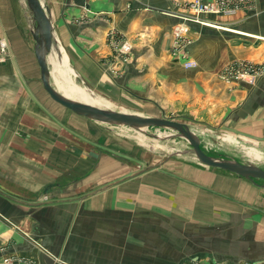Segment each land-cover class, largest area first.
<instances>
[{
	"label": "crops",
	"instance_id": "obj_1",
	"mask_svg": "<svg viewBox=\"0 0 264 264\" xmlns=\"http://www.w3.org/2000/svg\"><path fill=\"white\" fill-rule=\"evenodd\" d=\"M189 1L41 0L55 51L102 100L143 116L183 111L264 143V0L230 17L196 15ZM23 14L20 37L0 28V264H264V187L191 159L147 167L111 127L55 103ZM179 24L191 69L172 54ZM235 60L262 69L255 84L218 77Z\"/></svg>",
	"mask_w": 264,
	"mask_h": 264
},
{
	"label": "rangeland",
	"instance_id": "obj_2",
	"mask_svg": "<svg viewBox=\"0 0 264 264\" xmlns=\"http://www.w3.org/2000/svg\"><path fill=\"white\" fill-rule=\"evenodd\" d=\"M24 5V0H0V28H3L6 24L5 26L11 29L12 36L17 34V36L20 37L19 33L14 31V25L15 23L25 22L23 12L27 10ZM2 39L3 38L0 36V50L1 53L5 54L1 47ZM51 53L50 69L52 72V81L61 93L75 100L91 104H102L127 112V110L119 107L121 105L120 103H113L110 100L106 102L104 99L103 101L102 98L104 97H102V95L94 93L87 83L81 80L75 69H73L72 63L67 60V56L64 53L61 58L58 57L55 49H53ZM95 97H101V99H99L102 103L95 100ZM156 114H158V117L189 125L191 129L201 137V147L207 153L233 157L241 162L251 161L264 168V143L240 137L229 130H222L220 128H215V126L202 125L200 122L192 121L183 111L165 110L163 112L156 111ZM108 127H111V134L114 135L116 139H120L128 145L138 146L143 150L144 155L148 156V161L150 162V164L146 165L147 167H153V165L160 164L165 160L191 159L195 162L194 158H192L193 156L186 153L190 148L188 143L182 138L170 136L174 134L172 131L149 128L145 133H142L128 128ZM152 135H159L163 138L155 139ZM226 137L230 138L232 141H224L223 138ZM248 151L260 156V158H254ZM193 260L199 261V258L189 259L185 264H189V262ZM206 264H227V262L221 261L219 263L210 261L207 263L206 261Z\"/></svg>",
	"mask_w": 264,
	"mask_h": 264
},
{
	"label": "water",
	"instance_id": "obj_3",
	"mask_svg": "<svg viewBox=\"0 0 264 264\" xmlns=\"http://www.w3.org/2000/svg\"><path fill=\"white\" fill-rule=\"evenodd\" d=\"M24 2L31 20V36L34 40V56L40 70V81L45 92L55 103L71 110L76 115L107 126L128 128L142 133L149 128L172 131L174 134L170 136L182 138L188 143L190 148L186 153L191 154L200 165L234 174L264 187V168L251 161L241 162L233 157L207 153L201 147L200 137L185 123L86 103L61 93L53 84L48 65V57L54 49L55 42L49 9L41 0H24ZM56 52L61 58V52L58 50ZM152 137L163 138L159 135H152Z\"/></svg>",
	"mask_w": 264,
	"mask_h": 264
},
{
	"label": "built area",
	"instance_id": "obj_4",
	"mask_svg": "<svg viewBox=\"0 0 264 264\" xmlns=\"http://www.w3.org/2000/svg\"><path fill=\"white\" fill-rule=\"evenodd\" d=\"M254 0H191L184 3L190 12L194 14H206L214 16L230 17L236 15L240 10L249 8ZM189 28L185 24L176 25L172 31V54L178 59L181 58L183 67L191 69L196 67V62L187 57L183 47L190 43L188 38ZM113 49L122 55H127L131 51V45L121 37H112ZM4 51L6 43L1 42ZM262 69L255 66L247 60H235L228 63L218 77L227 83L234 81L246 82L254 84L261 76ZM11 258L3 259V264H12ZM189 264H199L198 260L190 261ZM245 264H255V262H247Z\"/></svg>",
	"mask_w": 264,
	"mask_h": 264
},
{
	"label": "bare ground",
	"instance_id": "obj_5",
	"mask_svg": "<svg viewBox=\"0 0 264 264\" xmlns=\"http://www.w3.org/2000/svg\"><path fill=\"white\" fill-rule=\"evenodd\" d=\"M131 51H132V46H131ZM131 51L128 53V54H130L131 53ZM52 54V53H51ZM51 54L49 55V57H48V65H49V69H50V57H51ZM127 54V55H128ZM121 56H125V55H122V54H120ZM257 67H259V66H257ZM50 73H51V78H52V72H51V69H50ZM259 79V78H258ZM258 79L254 82V84L258 81ZM222 80V79H221ZM224 81V80H223ZM227 83V82H226ZM244 83H246V82H244ZM247 84H249V83H247ZM55 85V84H54ZM250 85H253V84H250ZM68 97V96H67ZM71 98V97H70ZM73 99V98H72ZM95 105H98V104H95ZM101 106H105V105H102L101 104ZM223 140L224 141H232L230 138H223ZM249 152V151H248ZM254 158H260V156H258V155H256V154H253V153H251V152H249ZM192 158H194V157H192ZM195 160V159H194ZM196 161V160H195ZM197 162V161H196ZM198 163V162H197Z\"/></svg>",
	"mask_w": 264,
	"mask_h": 264
}]
</instances>
